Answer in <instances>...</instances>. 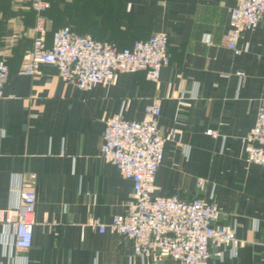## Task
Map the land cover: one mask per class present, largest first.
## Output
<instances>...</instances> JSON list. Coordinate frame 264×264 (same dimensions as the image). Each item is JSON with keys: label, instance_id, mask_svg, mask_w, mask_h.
Here are the masks:
<instances>
[{"label": "crops", "instance_id": "crops-1", "mask_svg": "<svg viewBox=\"0 0 264 264\" xmlns=\"http://www.w3.org/2000/svg\"><path fill=\"white\" fill-rule=\"evenodd\" d=\"M45 1L47 48L64 26L118 48L163 32L169 63L156 83L144 71L120 73L90 91L47 64L24 75L36 15L30 0H0V62L9 71L0 99V210L16 206L21 182L36 196L30 248L5 246L0 224V264H177L136 256L131 238L88 224L124 215L132 195L131 182L100 157L105 122L117 114L140 120L155 101L161 133L176 135L163 148L158 193L211 202L215 226L235 227V249L210 245L208 264H264V167L245 152L264 104V21L242 33L238 45L247 50L235 56L223 39L235 0ZM236 71L245 74L241 85Z\"/></svg>", "mask_w": 264, "mask_h": 264}, {"label": "built area", "instance_id": "built-area-1", "mask_svg": "<svg viewBox=\"0 0 264 264\" xmlns=\"http://www.w3.org/2000/svg\"><path fill=\"white\" fill-rule=\"evenodd\" d=\"M230 9L228 30L224 34L227 48L237 56L247 50L239 46L246 29L264 21V0H235ZM36 22L32 48L26 55L22 73L33 76L42 64L56 68L58 77L74 84L82 91H90L98 84L107 85L120 73L144 71L146 78L156 83L159 71L169 63L168 35L160 32L132 46L118 48L109 43L80 36L68 26L55 30L49 48L44 43L46 25L44 16L50 4L45 0H30ZM241 85L245 74L236 71ZM9 71L0 62V99L4 97ZM181 91L180 97L184 96ZM160 108L155 101L144 108L140 120H127L121 114L105 122L100 145V157L115 166L122 177L132 184V195L124 215H118L107 224L91 219L88 224L100 233L110 231L134 241V255L169 258L177 264H208L209 247L225 244L235 249V227L215 226L220 213L215 204L199 197L187 201L177 193L162 196L154 183L167 141L173 133L163 135L159 129ZM208 135L215 137L212 131ZM245 152L248 161L264 167V104L257 108L253 128L246 137ZM198 192L205 189V180L197 179ZM35 193L25 189L21 182L17 204L12 209L0 210V224L4 227L2 243L16 252L27 251L33 233Z\"/></svg>", "mask_w": 264, "mask_h": 264}]
</instances>
